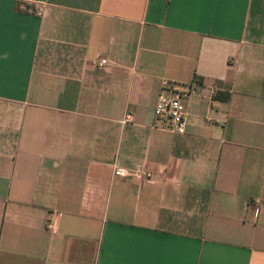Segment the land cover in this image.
I'll return each instance as SVG.
<instances>
[{
    "label": "crops",
    "instance_id": "crops-1",
    "mask_svg": "<svg viewBox=\"0 0 264 264\" xmlns=\"http://www.w3.org/2000/svg\"><path fill=\"white\" fill-rule=\"evenodd\" d=\"M0 264H264V0H0Z\"/></svg>",
    "mask_w": 264,
    "mask_h": 264
},
{
    "label": "built area",
    "instance_id": "built-area-1",
    "mask_svg": "<svg viewBox=\"0 0 264 264\" xmlns=\"http://www.w3.org/2000/svg\"><path fill=\"white\" fill-rule=\"evenodd\" d=\"M107 65V59L100 60L99 67H105ZM199 89L200 86L195 82L183 86L173 81L163 79L156 104V122L154 127L164 132L185 135L188 128V113L184 108V103L191 96L197 94ZM132 122L133 116L129 113L121 121L123 125ZM129 174L138 179H143L149 184L153 183V173L149 170L135 169ZM47 227L55 233L52 220L47 222Z\"/></svg>",
    "mask_w": 264,
    "mask_h": 264
},
{
    "label": "trees",
    "instance_id": "trees-1",
    "mask_svg": "<svg viewBox=\"0 0 264 264\" xmlns=\"http://www.w3.org/2000/svg\"><path fill=\"white\" fill-rule=\"evenodd\" d=\"M215 98H216V95H215Z\"/></svg>",
    "mask_w": 264,
    "mask_h": 264
}]
</instances>
